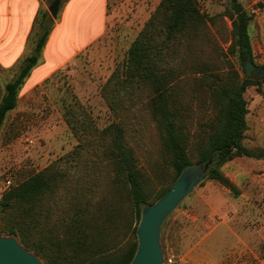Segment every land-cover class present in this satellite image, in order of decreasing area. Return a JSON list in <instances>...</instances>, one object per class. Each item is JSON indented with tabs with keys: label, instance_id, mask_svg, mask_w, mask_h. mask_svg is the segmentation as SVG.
<instances>
[{
	"label": "rangeland",
	"instance_id": "374dc122",
	"mask_svg": "<svg viewBox=\"0 0 264 264\" xmlns=\"http://www.w3.org/2000/svg\"><path fill=\"white\" fill-rule=\"evenodd\" d=\"M160 1L110 0L107 30L96 40L94 37L103 24L99 0L85 5L75 0L69 6L68 1H63L55 19V24L59 22L61 26L53 28L48 53L42 52L19 92L17 107L7 114L1 128L0 201L41 171L61 175L58 180L64 186L55 184L47 190V229L37 230L39 235L34 236L57 264H83L105 252L120 255L136 240L137 208L126 177L115 164L97 156L94 148H86L85 141L94 140L96 131L116 120L101 89L126 60L133 41ZM240 1L252 15L249 33L254 63L261 67L264 0ZM46 3L40 10H48L51 1ZM196 5L197 12L185 19L182 31L165 55L162 70L158 66L168 82L166 102L177 117L192 162L199 159L211 134L220 128L224 100L219 97L218 86L235 88L246 76L235 44L229 1L196 0ZM34 37L29 36V49L16 64L0 65V101L6 83L15 77L24 58L32 52ZM67 58L70 59L53 69ZM155 88L156 85L144 82L137 91L154 97ZM245 96L249 129L256 124L257 117H264V78L249 86ZM140 118L139 126L126 127L125 143L136 152L144 192L152 201L171 184L174 159L150 102L143 107ZM247 138L250 136L246 132L244 142ZM243 157L246 156L228 161ZM232 183L235 189L207 176L168 217L161 233L164 264H192L191 248L213 227L247 242L241 248L222 251L225 255L217 264H264V192L255 190V199L243 209L242 188ZM24 204L17 203L0 214V225L6 229L0 235H8L9 227L23 224L27 212ZM67 217L77 220L64 222ZM80 240H85L88 248L77 254L73 247Z\"/></svg>",
	"mask_w": 264,
	"mask_h": 264
},
{
	"label": "trees",
	"instance_id": "16d2710c",
	"mask_svg": "<svg viewBox=\"0 0 264 264\" xmlns=\"http://www.w3.org/2000/svg\"><path fill=\"white\" fill-rule=\"evenodd\" d=\"M53 1V0H49ZM63 1L69 0H61ZM234 15L233 27L235 44L238 47L239 58L244 65L251 60L254 63L253 48L249 33V24L252 15L244 8L240 0H228ZM197 12L196 0H161L157 8L133 41L126 60L117 66L101 89L102 96L113 111L116 120L94 133V140L85 141V147L94 148L97 156H103L117 166L130 186V192L137 208V224L134 228L135 241L128 251L120 255L107 254L92 256L83 264H130L137 249L136 228L141 217L143 204H152L160 198L172 185L180 172L194 163H201L208 170V178H216L222 184L235 189L232 181L225 177L221 168L225 162L237 157L247 156L264 159V149H254L245 145V136L248 130L247 113L248 101L245 93L249 86L257 85L260 79L245 76L235 88L219 85V97L224 100L221 111L220 128L210 136L209 144L205 146L196 162L188 156L183 136L177 123L176 115L166 102L167 81L165 75L159 70L167 59H164L179 32L185 19ZM55 19L49 10H39L30 36H34V48L27 55L22 65L10 81L5 85V93L0 101V133L7 114L17 107L19 92L33 68L38 64L41 54L49 36L55 26ZM164 67V66H163ZM264 70V65L261 66ZM166 69V68H163ZM160 71V72H159ZM264 78V77H263ZM150 82L156 85L154 97L140 95L137 91L139 85ZM151 107L157 122L163 129L165 141L172 151L175 175L171 184L161 190L158 196L149 201L144 192L142 171L137 164L136 152L133 147L125 143V129L129 125L139 126L141 113L147 103ZM91 137V136H87ZM61 175H47V170L34 174L16 189L1 199L0 214L11 209L15 204H24L26 216L23 224L16 228H8V235H18L21 243L35 250L43 257L47 264H57L47 248L37 244L34 236L39 235L37 230L47 229V190L60 183ZM201 184V183H200ZM44 208L45 210H43ZM80 220V218H78ZM74 219L68 217L64 222ZM6 230L0 225V233ZM33 240V241H32ZM85 240L74 244L75 253L88 248Z\"/></svg>",
	"mask_w": 264,
	"mask_h": 264
},
{
	"label": "crops",
	"instance_id": "0c3cea01",
	"mask_svg": "<svg viewBox=\"0 0 264 264\" xmlns=\"http://www.w3.org/2000/svg\"><path fill=\"white\" fill-rule=\"evenodd\" d=\"M47 0H0V65L10 67L27 53L29 49L28 39L31 34L35 18L43 6H47ZM75 0H69L67 6ZM82 3L89 4L94 0H81ZM101 10L103 11V24L101 30L95 35L94 40L105 34L107 30L108 10L110 0H99ZM57 22L54 29L60 27ZM54 29L50 36L53 35ZM49 36V38H50ZM47 44L44 47V54L48 53ZM82 46L75 53L82 50ZM44 55V56H45ZM48 58V56H47ZM60 62L53 69L60 67L67 60ZM51 70L45 75L50 74ZM44 75V76H45ZM44 76H41L42 78ZM40 78V77H39ZM38 78V79H39ZM40 78V79H42ZM250 138H247L245 145L254 149H264V117H257L256 124L247 130ZM243 163L245 166H241ZM221 170L234 183H238L242 188L241 203L242 208H246V203L255 199L256 192H264V159L253 157H243V159H234L225 163ZM254 190V191H253ZM247 245L243 238L235 239L232 235H226L218 231V227H213L205 233L189 252L192 264H217L225 255L222 251H231L235 248H241ZM205 260V263L203 261Z\"/></svg>",
	"mask_w": 264,
	"mask_h": 264
},
{
	"label": "water",
	"instance_id": "95a60500",
	"mask_svg": "<svg viewBox=\"0 0 264 264\" xmlns=\"http://www.w3.org/2000/svg\"><path fill=\"white\" fill-rule=\"evenodd\" d=\"M61 0H53L48 10L53 18L58 17ZM246 76L260 79L264 70L251 60L246 62ZM208 170L201 163L185 167L170 188L154 203L143 204L136 228L137 249L130 264H164L161 244L162 228L168 217L180 204L206 180ZM1 206V201H0ZM0 264H46L35 252L26 249L14 235H0Z\"/></svg>",
	"mask_w": 264,
	"mask_h": 264
},
{
	"label": "built area",
	"instance_id": "2783aa9c",
	"mask_svg": "<svg viewBox=\"0 0 264 264\" xmlns=\"http://www.w3.org/2000/svg\"><path fill=\"white\" fill-rule=\"evenodd\" d=\"M9 182H10V181H9ZM169 261H172V258H170Z\"/></svg>",
	"mask_w": 264,
	"mask_h": 264
}]
</instances>
